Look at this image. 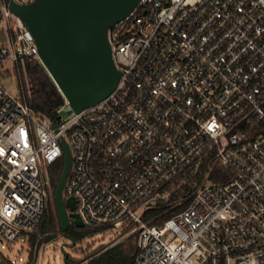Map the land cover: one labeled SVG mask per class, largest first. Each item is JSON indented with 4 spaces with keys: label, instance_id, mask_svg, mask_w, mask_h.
Returning <instances> with one entry per match:
<instances>
[{
    "label": "built area",
    "instance_id": "obj_1",
    "mask_svg": "<svg viewBox=\"0 0 264 264\" xmlns=\"http://www.w3.org/2000/svg\"><path fill=\"white\" fill-rule=\"evenodd\" d=\"M108 39L116 88L67 117L40 116L0 73V238L38 230L65 139L76 231L133 222L134 264H264V0H140ZM31 56L0 0V67ZM162 206L181 209L145 220Z\"/></svg>",
    "mask_w": 264,
    "mask_h": 264
},
{
    "label": "water",
    "instance_id": "obj_2",
    "mask_svg": "<svg viewBox=\"0 0 264 264\" xmlns=\"http://www.w3.org/2000/svg\"><path fill=\"white\" fill-rule=\"evenodd\" d=\"M11 10L32 32L39 58L66 100L62 117L78 113L109 96L116 88L121 71L112 57L109 30L124 19L140 0H33ZM53 126L56 127V119ZM64 168L54 194L59 225L70 246L76 240L71 225L83 227L76 212V199L64 197V187L72 165L69 143L62 139ZM68 262L69 253L64 251Z\"/></svg>",
    "mask_w": 264,
    "mask_h": 264
},
{
    "label": "trees",
    "instance_id": "obj_3",
    "mask_svg": "<svg viewBox=\"0 0 264 264\" xmlns=\"http://www.w3.org/2000/svg\"><path fill=\"white\" fill-rule=\"evenodd\" d=\"M16 69L24 87L23 97L25 102L42 117H56L58 109L65 106L66 100L40 59L35 56L24 57L17 62ZM64 163V157H61L47 167L49 204L47 202L43 217L38 227V233L48 234L44 238V241L54 239L60 230L54 203V194L64 168ZM224 179L223 176L216 178L218 181H223ZM180 209L181 207L169 209L168 206L153 208L146 212L145 220H152V224H161ZM134 227L133 222H125L122 226V234L132 231ZM100 230L105 229H98L95 231L98 232ZM69 233L76 241L80 240L86 234L77 232L73 226L69 229ZM133 236L111 246L85 264H134L137 245L136 237L134 239ZM36 238L37 234L31 237L32 244L35 242ZM68 261H70L69 258ZM0 264L13 263L9 258H2ZM26 264H33L31 254L29 255V260ZM70 264L76 263H72L71 261Z\"/></svg>",
    "mask_w": 264,
    "mask_h": 264
},
{
    "label": "rangeland",
    "instance_id": "obj_4",
    "mask_svg": "<svg viewBox=\"0 0 264 264\" xmlns=\"http://www.w3.org/2000/svg\"><path fill=\"white\" fill-rule=\"evenodd\" d=\"M16 65L17 62L8 61L0 67V73L4 76L3 83L7 90L24 100V87ZM122 226L98 232L95 230L77 231L86 234L76 242L75 246H70L71 241L60 234L54 239L44 241L48 234L38 233V230L13 243L0 238V263L2 258H9L13 264H26L31 254L32 260L37 257L38 264H70L71 261L76 264H85L111 246L133 235L135 239L136 235L132 231L122 234ZM35 234L37 238L32 244L31 237ZM64 251L69 253L70 261L68 262L64 260Z\"/></svg>",
    "mask_w": 264,
    "mask_h": 264
},
{
    "label": "flooded vegetation",
    "instance_id": "obj_5",
    "mask_svg": "<svg viewBox=\"0 0 264 264\" xmlns=\"http://www.w3.org/2000/svg\"><path fill=\"white\" fill-rule=\"evenodd\" d=\"M71 227H72V225H71Z\"/></svg>",
    "mask_w": 264,
    "mask_h": 264
}]
</instances>
